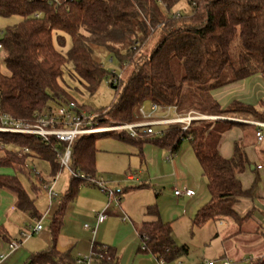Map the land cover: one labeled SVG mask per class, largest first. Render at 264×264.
<instances>
[{
    "label": "trees",
    "instance_id": "trees-1",
    "mask_svg": "<svg viewBox=\"0 0 264 264\" xmlns=\"http://www.w3.org/2000/svg\"><path fill=\"white\" fill-rule=\"evenodd\" d=\"M15 16L20 20L8 25L0 39L7 69L4 72L0 64V108L15 118L35 120L53 112V103L60 106L74 101L61 82L68 64L69 74L89 93H95L109 74L94 57L95 46L108 49L122 71L129 72L124 81L121 78L118 84L111 83L117 96L106 107L105 117L94 118L98 126L137 122L141 120L140 108L151 103L175 105L183 114L198 110L206 115L235 113L232 116L263 118L257 107L239 101L223 108L212 91L255 74L264 76V0H0V17ZM66 37L71 39V47L63 53L56 42L65 45ZM151 42L155 43L147 53L145 49ZM79 109L78 106L81 113ZM235 124L231 120L201 119L194 120L187 129L180 124L169 125L161 135L108 134L129 143L153 142L173 152L188 139L209 190L208 202L194 219V226H200L210 219H237V201L256 196L259 176L249 189L239 178L250 163L243 142L235 143L230 158L219 151L223 134ZM97 138L95 133L83 134L72 144V168L89 179H97ZM9 146L19 150H10ZM66 146L56 138L46 142L36 135L0 132V168L15 171L0 174V188L16 196L18 209L37 213L34 198L17 173L31 179L34 173L28 160L36 156L48 160L56 176L62 169L59 156ZM84 182L72 175L70 187L51 221L54 244L34 254L30 264H55L57 257L66 260L65 254L56 251L55 242L66 206ZM148 213L159 217L158 206L150 205ZM172 232V224L160 218L146 222L140 230L142 238L150 236L144 251L169 261L186 254L187 246L174 245ZM93 252L105 264H112L117 257L112 248L98 243H94Z\"/></svg>",
    "mask_w": 264,
    "mask_h": 264
},
{
    "label": "crops",
    "instance_id": "crops-1",
    "mask_svg": "<svg viewBox=\"0 0 264 264\" xmlns=\"http://www.w3.org/2000/svg\"><path fill=\"white\" fill-rule=\"evenodd\" d=\"M229 89L234 90L233 96H227ZM236 90H246L250 96H255L241 99L239 97L242 96L235 95ZM263 91L262 74H255L212 91L214 99L223 108L239 101L257 107L263 113L262 119L253 115L247 118L232 116L235 113L229 116L217 115L226 118L223 120L237 122L223 134L219 145L220 154L225 158L232 157L235 143L243 142L250 163L239 175L242 185L249 189L256 177L260 178L256 196L242 197L234 205L237 219H210L200 226H194L196 214L208 202L209 190L200 161L189 140H186L189 145L183 144L184 139L179 149L173 152L170 148L153 142L135 144L115 138L114 142L107 141L104 144L107 146L103 150L106 154L96 153L97 179L85 180L75 199L66 206L55 242L56 251L60 255L65 254L63 257L66 260L57 257L55 264H77L75 261L78 257L91 254L94 243L109 246L116 252L117 257L112 264H159L157 256L142 249L143 238L140 235L146 222L158 218L172 224L174 245L178 248L185 245L188 248L186 254L179 255L170 264H208L211 261L209 258H215L214 264H223L224 259H229L232 264H264V139L258 141L256 132L259 126L253 123L264 122V104H260L264 103L263 98L255 99ZM150 106L151 104L147 109ZM97 135L102 137L109 134ZM35 159L36 156L30 157L28 164ZM103 161L108 164L106 167L99 166ZM4 169L0 168V174H15L13 169ZM35 170H32V178L39 181V186L32 183L34 194L28 191L35 201V215L18 209L16 196L0 188V264H30L34 254L47 251L54 244L51 221L59 209L61 198L70 187L72 174L68 168L62 167L52 180H46ZM35 174L40 175L39 179ZM63 175L67 179L63 182L64 191L57 205L50 198L47 186L55 190ZM94 180L103 181L112 190L120 188L121 193L115 197L110 196L102 192ZM167 186H171L174 191L172 198L168 196L170 204L163 203L160 199ZM177 188L191 189L194 194L177 197ZM150 205L158 206L159 217L148 213ZM54 208L55 211L49 218ZM100 212H105L107 217L98 223L97 216ZM43 217L47 225L24 238L22 233L35 227ZM86 224H89V228ZM206 225L208 228L204 229ZM197 237H202L203 241H198V245L205 248V251L195 255L191 252V245ZM13 241L20 242L15 249L10 248V242ZM92 264L105 263L94 259Z\"/></svg>",
    "mask_w": 264,
    "mask_h": 264
},
{
    "label": "built area",
    "instance_id": "built-area-1",
    "mask_svg": "<svg viewBox=\"0 0 264 264\" xmlns=\"http://www.w3.org/2000/svg\"><path fill=\"white\" fill-rule=\"evenodd\" d=\"M48 2L59 3L60 0H46ZM0 50L5 51L3 43L0 42ZM120 76L115 70L112 71L110 83L118 84L120 82ZM141 120L132 123H114L110 124L108 127L102 128L98 126L94 118L98 114L84 115L79 113L78 104L74 101L69 102L64 105L58 106L56 110L50 114L46 113L39 115L35 120H24L18 119L10 114L2 111L0 108V132L3 133H12V134H27V135H36L41 137L44 141L50 142L52 138H56L67 144L64 153L59 156V162L62 167L68 168L70 173L73 176L83 178L87 181L89 179L85 174L76 172L72 168L73 164V147L72 144L74 140L83 134L91 133H109V132H126L132 137L139 136L141 133L145 134H157L161 135L162 130L156 131L153 126L155 125H169V124H180L183 129H187L194 120L201 119H226L223 116L217 115H206L194 110L189 111L188 113H181L178 111L177 106H162L158 103H151L149 109L145 107L140 108ZM173 114V116H171ZM259 126L258 131L256 132L257 139L259 142L264 139V122H253ZM140 128V130H139ZM25 151H28L27 148H24ZM170 157V156H169ZM134 176H131L133 178ZM96 181V180H94ZM100 190L110 196L115 197L117 194L121 193V189L112 190L108 188L103 181H96ZM50 198L53 199L57 196V193L53 190L52 187L47 186ZM194 191L191 189H175V195L179 196H192ZM119 199V198H117ZM107 215L105 212H100L97 216V222H103L106 219ZM86 227L89 228V224H86ZM42 225L40 222L36 224L31 230L25 231L22 233L24 238H28L34 233L40 231ZM150 240V236H145L143 238L142 249L145 250L147 247V242ZM20 242L13 241L10 242V248L15 249L19 246ZM169 252V249L166 250ZM107 253V250H105ZM97 259L100 261V255L91 252L88 256L78 257L76 260L77 264H92V261ZM159 264H170V261L165 257H158ZM215 261H210L208 264H214ZM223 264H232L229 259H224Z\"/></svg>",
    "mask_w": 264,
    "mask_h": 264
},
{
    "label": "rangeland",
    "instance_id": "rangeland-1",
    "mask_svg": "<svg viewBox=\"0 0 264 264\" xmlns=\"http://www.w3.org/2000/svg\"><path fill=\"white\" fill-rule=\"evenodd\" d=\"M176 13H177V15H179V13L177 11H176ZM19 20H20V18L16 17V16L10 17V18L0 17V39L4 36V32L6 31L7 26L14 24V23H17ZM236 42H239V38L236 39ZM154 43L155 42H151L150 46L147 47V49H145V52L148 53L151 50ZM236 45H237V43L234 46V52L235 53L237 52V46ZM56 46L63 53H67L71 47V39L69 37H66V44L65 45H60L58 42H56ZM5 54H6L5 51L0 50L1 68L4 72H7V69H6V67L4 65V61H3ZM94 57L98 61L102 62L104 67L107 70H109L108 76L102 80L98 90L95 93H89L77 78H75L69 74V72L67 71L68 68H71V65H69V64L65 68V73L63 75L61 82L67 88L68 93L70 95V99L74 100L78 104V106L80 107L79 110H81L82 114H84V115L98 114V115H100V117H105L107 110H108V108H106V107L110 106L115 101V98L117 96V90L115 88H113L111 86V83H110L112 71L115 70L120 76H122V81H124L127 78L129 72L122 71V69L118 65L117 58L114 57V59H113V54H111V52H109V50L104 48V47L95 46L94 47ZM233 91L234 90L229 89L227 96H229V95L233 96V94H234ZM235 95L236 96L237 95L242 96V97H239L241 99H245L247 97H250V99H251V98H253V96H255V95L250 96V94L246 90L243 92L241 90H236ZM262 98L264 101V91H263V93L257 94L255 97V99H258V100H260ZM52 106H53L54 110H56L58 108V104H56V103H53ZM148 106H149L148 104H145L146 109ZM194 111L199 112L198 110H194ZM171 116H173V114H171ZM240 117L247 118L248 116L242 115ZM141 118L143 119V117H141ZM211 120H214V119H211ZM109 125L110 124H107V125L103 124V125H101V127L104 128V127H108ZM169 125H173V124H169ZM169 125H155V126H153V128L156 131H159V130H164V129L168 128ZM109 133H111V132H109ZM95 134H106V133L97 132ZM113 140H115V137L111 136V135H105L102 137H98L96 140V147L98 149L97 154L98 153L106 154L103 152L104 149H107L106 148L107 146H105L104 144L107 143V141L111 142ZM186 140H188V139H185L183 141V144H185V146L189 145V141H186ZM9 149L10 150H19V147L9 146ZM36 158L37 159H35L34 162L29 161L30 169L31 170L36 169L35 171H38L43 178H45L46 180H52L53 175L51 173L50 162L48 160H45V159H42L39 157H36ZM107 165L108 164L105 161L100 162V164H99L100 167H106ZM4 170L8 171L9 168H5ZM63 171L65 172L66 169H64ZM132 171L135 172L134 169H132ZM200 171H201V169H200ZM17 174H18L19 178L22 180L24 186L28 189V191H30L32 194H34V192L32 191V186H31L32 182H34L36 185L39 186V181H37V179L35 177L30 180L23 173L18 172ZM65 175H63L61 177L59 185L54 190L58 195L55 198H53L52 201L55 202V204H57V205L60 202L61 193L64 191L62 185H63V182L67 179V176H65ZM170 187L171 186H167L166 190L163 191L162 192L163 194L160 196V199L163 200V203L170 204V202L168 200V196L172 198L173 192H174ZM41 192H42V194L45 193V191L43 189L41 190ZM54 211H55V208L49 214V218L52 217ZM39 222L42 226L47 225L46 222L44 221V217L41 218V220ZM205 228H208V225H206L204 227V229ZM198 241L200 243H202V241H203L202 237H199V238L197 237L195 239V241L193 242V245H191L192 254L197 255V254H201L203 251H205V248L198 245V244H200V243H198ZM209 251H211V250H209ZM206 252H207V250H206ZM209 259L211 261L215 260V258H212V259L209 258Z\"/></svg>",
    "mask_w": 264,
    "mask_h": 264
},
{
    "label": "water",
    "instance_id": "water-1",
    "mask_svg": "<svg viewBox=\"0 0 264 264\" xmlns=\"http://www.w3.org/2000/svg\"><path fill=\"white\" fill-rule=\"evenodd\" d=\"M253 168H254V166H253Z\"/></svg>",
    "mask_w": 264,
    "mask_h": 264
}]
</instances>
